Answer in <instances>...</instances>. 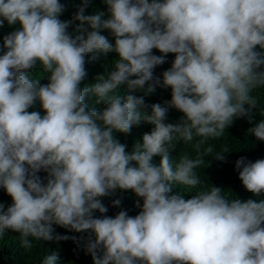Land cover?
I'll use <instances>...</instances> for the list:
<instances>
[{"label":"clouds","instance_id":"obj_1","mask_svg":"<svg viewBox=\"0 0 264 264\" xmlns=\"http://www.w3.org/2000/svg\"><path fill=\"white\" fill-rule=\"evenodd\" d=\"M89 2L73 17L80 22L73 36L72 21L59 19L60 0H0V26H19L4 37L0 55V188L12 200L6 209L0 204V235L15 231L31 248L30 237L69 239L54 236V224L90 232L95 239L85 250L93 264H264V199H232L196 171L207 166L205 157L225 159L229 147L214 152L209 141L234 119L251 122L258 101L264 116L256 94L264 88L256 50L264 49V0H104L106 19L85 15ZM109 52L117 54L112 67L81 87L86 56ZM169 53L175 59L161 81L154 69ZM125 84L144 95L122 97ZM157 86L170 88L171 100L146 104ZM86 97L106 106L90 107ZM37 102L43 115L29 111ZM169 108L183 113L178 123H165ZM142 122L154 127L126 150L116 134ZM248 132L264 141V119ZM177 141L195 154L171 158ZM235 168L245 189L261 197L264 159L240 157ZM177 184L195 195L173 192ZM117 189L142 198L139 213L94 216L108 210L100 197ZM56 260L53 254L43 264Z\"/></svg>","mask_w":264,"mask_h":264},{"label":"trees","instance_id":"obj_2","mask_svg":"<svg viewBox=\"0 0 264 264\" xmlns=\"http://www.w3.org/2000/svg\"><path fill=\"white\" fill-rule=\"evenodd\" d=\"M151 2V0H149ZM63 5V12L59 19L62 21H72L68 28V32L73 36L78 33L75 31L79 25V21H75L73 17L77 13L79 7L82 4V0H60ZM97 12H104V19L108 18L107 5L104 0H90L88 6L85 8V15H92ZM19 26H9L7 22L0 26V55L3 54V39L10 32L16 30ZM84 27H88L85 25ZM91 30V29H89ZM101 34L106 36L110 43L114 44V37L109 30H102ZM257 51L261 52L264 57V49H260L257 46ZM154 55H162L158 50L153 49ZM86 56L85 68L88 73L84 81H82L81 87L91 85L95 82V78L98 75L104 74L106 66L112 67V62L117 58V54L109 52L106 54L97 53V59L92 60L91 56ZM175 59V54L169 53L165 57L166 62L154 69V77L160 78L162 81V73L169 69ZM40 69L37 67L29 73L30 77H37ZM134 78V77H133ZM49 81L47 76L40 77L41 84H47ZM147 87V85H146ZM121 96L128 94L143 96L141 91L129 92L127 85H121ZM264 104V88L258 90L256 93ZM255 93L253 95H256ZM95 97H86V103L90 107H95L97 110H102L106 105L104 102L94 103ZM145 103L148 105L154 103H160L164 105L166 101L171 100V89L157 86L156 91L150 95L144 97ZM247 107V105L245 106ZM40 111L43 115V109L39 102H37L29 111ZM150 111V109H149ZM261 104L258 101L257 106L252 109L251 122L247 117H239L234 119L233 123L226 128V132L221 138L209 141L213 146L214 152L219 151L224 146L229 147V152L225 153V159L223 161L215 159L214 156L205 157L206 167L201 166L197 169L202 183L205 186H217L222 190L231 192L232 199H240L241 201L247 199H264V194L261 197H255L253 193L247 191L239 179V172L235 168V162L240 157H245L247 161H256L257 159H264V141H259L254 135L248 132L249 128L254 127L256 123L264 119L261 116ZM183 117V113L179 112L175 108H169L165 123H178ZM154 126L150 123L142 122L139 125H134L128 134L117 133V139L127 145L128 151H131L133 146L140 142L142 135L145 132H150ZM171 158L175 159L181 154L188 153L194 155L192 144H185L183 141H177L173 148L169 149ZM159 157H154V163L159 162ZM39 176L43 180L47 173L40 172ZM46 182V181H45ZM196 189H188L181 185H175L173 192H181L185 198H191L195 195ZM119 199L121 204L117 207L113 205V201ZM102 204L108 209L106 213L101 214L98 210L94 211V216L101 217L103 215L114 217L119 211L126 210L130 216H135L141 210L138 205H142V198L137 197L132 191H123L120 189L110 193L105 197H100ZM11 197L7 195L3 188H0V204L4 205L6 209L11 205ZM53 235L67 236V240H51L45 241L43 239L29 238L31 248L25 247L22 244L21 236L19 233L12 230H5L0 235V264H43V260L47 256L55 254L57 260L55 264H93L92 257L85 250V244L89 237L95 239L94 234L90 232H75L74 230L61 227L59 225H53ZM73 237L75 239H73Z\"/></svg>","mask_w":264,"mask_h":264}]
</instances>
